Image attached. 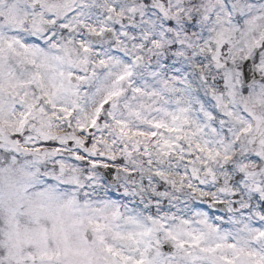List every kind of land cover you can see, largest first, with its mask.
Wrapping results in <instances>:
<instances>
[{"label":"snow or ice","instance_id":"1","mask_svg":"<svg viewBox=\"0 0 264 264\" xmlns=\"http://www.w3.org/2000/svg\"><path fill=\"white\" fill-rule=\"evenodd\" d=\"M0 264H264V0H0Z\"/></svg>","mask_w":264,"mask_h":264}]
</instances>
